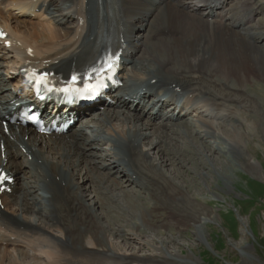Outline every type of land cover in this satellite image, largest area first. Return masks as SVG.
Returning a JSON list of instances; mask_svg holds the SVG:
<instances>
[{
    "label": "bare ground",
    "instance_id": "obj_1",
    "mask_svg": "<svg viewBox=\"0 0 264 264\" xmlns=\"http://www.w3.org/2000/svg\"><path fill=\"white\" fill-rule=\"evenodd\" d=\"M217 1L220 0H2L0 26L5 29L8 46L0 47V58L10 67L4 80L13 79V87L17 89L22 81V69L28 66L66 75L101 51L98 39L105 30L119 32L129 20V32L133 33L124 35V59L129 65L122 73L125 83L116 102L132 109L140 101L127 99L130 94L157 91L162 96L168 95L167 102L175 105L171 117L163 115L167 121L174 119L177 109L186 115H192L198 107L216 109L240 99V92L249 80H264V54H258V49L264 51V44H258L264 33L253 30L254 11L242 5L240 13L231 15L228 22L223 15L208 21L211 10L207 7ZM227 1L217 11L226 14ZM36 8L45 12L37 17L36 13L27 16L30 9ZM149 25L151 33L144 45L141 30ZM92 42L94 45L88 47ZM180 96L182 103L177 106ZM156 100L154 105L160 103L162 111L166 104ZM109 113L105 107L90 118L98 120V133L92 136L93 140L105 138L115 155H119L111 158L112 165L115 168L121 165V156L129 161L130 174L135 177L125 168L117 169L127 179L129 176L145 182L154 199L153 210L163 209L167 213L164 226L173 221L178 225L192 222L202 228L212 217L192 216L191 211L196 208L183 203L179 183L156 176L141 158L138 143L154 132L153 128L147 130L150 118L145 125H138L139 114ZM207 115L222 119L229 114L211 110ZM204 124L206 133L216 139L220 149V143L237 144L233 137L220 133L214 122ZM8 130L7 134L4 128L0 129V169L13 176L15 182L8 184L11 194L0 193V264H193L188 255L180 257L179 252L167 250L164 245L152 246L155 252L141 255L131 251V242L125 238L122 243L108 238L113 236L115 227L103 225L94 216L92 208L86 207L80 197V186L74 188L76 184L70 180L74 179L78 163L87 170L93 169V150L82 140V129L75 128L61 138H44L37 136L32 128L15 125L8 126ZM157 143L150 142L153 147ZM230 148L226 147V152ZM160 164L155 165L160 167ZM21 174H28L32 180L23 182ZM18 178L23 186L20 191ZM97 184L99 190L106 189L104 179L100 178ZM37 193L40 198L35 200ZM27 212L46 216V221L30 215L25 218L23 213ZM189 213L190 216L183 215ZM116 227L124 231L125 225ZM200 232L198 229V236ZM133 239L136 244L144 245L137 235ZM173 241L163 240L162 244L169 247Z\"/></svg>",
    "mask_w": 264,
    "mask_h": 264
},
{
    "label": "rangeland",
    "instance_id": "obj_2",
    "mask_svg": "<svg viewBox=\"0 0 264 264\" xmlns=\"http://www.w3.org/2000/svg\"><path fill=\"white\" fill-rule=\"evenodd\" d=\"M243 1L234 0L230 6L239 11ZM252 7L258 12L252 24L253 30L257 31L260 25L264 26V0H254ZM150 26L141 31L144 45L151 33ZM261 31L264 33V29ZM259 44H264L263 38ZM258 54L263 55L264 51L258 49ZM5 69L2 67L4 73ZM243 90L240 99L226 102L215 110L222 115L228 111L231 117L210 116L213 120L219 119L217 122L206 115L196 121L188 117L177 125L178 132L169 131V136H162L158 148L151 149L147 145L148 141L159 139L154 132H149L144 145H140L143 152L149 150L146 160L161 162L158 170L154 169L158 176L166 177L171 183H179L178 188L184 194L183 203L196 208L191 211L192 216L212 218L206 220L202 228H197L199 224L192 222L178 225L172 221L164 226L168 221L167 213L163 209L153 210L152 194L138 189L121 175H110L106 194L97 192L88 183L80 191L84 203L89 207L94 205L93 212L100 222L115 227L113 236L108 235L112 242L122 243L125 238L131 242V251L141 255L155 252L152 246L164 245L167 250L179 252L180 257L188 255L194 260L193 264H264V80L251 79L244 84ZM203 120L217 124L218 131L233 137L237 144L228 146L220 143V149L216 139L206 133L207 126ZM87 132L91 134L88 128ZM87 138L86 133L84 139L89 142ZM226 147L231 148L226 152ZM103 148L107 151L109 146L104 144ZM94 151V164L103 173L109 164L103 158L106 151ZM79 172L84 175L83 169ZM22 179H26V175ZM18 182L19 178L16 179L17 185ZM74 183L82 185V180L75 175ZM100 194L106 195L103 207L93 202ZM29 215L31 213L24 216L27 218ZM37 218L46 221L44 216L37 215ZM118 224L125 225L124 231L118 230ZM198 229H201L200 236ZM51 232L55 233V230ZM136 235L144 245L136 244L133 239ZM163 240L174 241L166 247Z\"/></svg>",
    "mask_w": 264,
    "mask_h": 264
},
{
    "label": "snow or ice",
    "instance_id": "obj_3",
    "mask_svg": "<svg viewBox=\"0 0 264 264\" xmlns=\"http://www.w3.org/2000/svg\"><path fill=\"white\" fill-rule=\"evenodd\" d=\"M0 179H3V177H0Z\"/></svg>",
    "mask_w": 264,
    "mask_h": 264
}]
</instances>
